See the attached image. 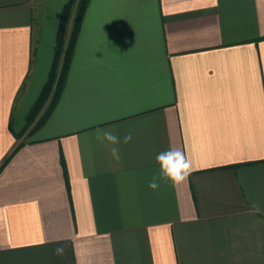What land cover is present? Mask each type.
Returning <instances> with one entry per match:
<instances>
[{
  "label": "crops",
  "instance_id": "1",
  "mask_svg": "<svg viewBox=\"0 0 264 264\" xmlns=\"http://www.w3.org/2000/svg\"><path fill=\"white\" fill-rule=\"evenodd\" d=\"M66 1L0 0V264H264V0H89L28 133Z\"/></svg>",
  "mask_w": 264,
  "mask_h": 264
},
{
  "label": "trees",
  "instance_id": "2",
  "mask_svg": "<svg viewBox=\"0 0 264 264\" xmlns=\"http://www.w3.org/2000/svg\"><path fill=\"white\" fill-rule=\"evenodd\" d=\"M89 0H67L61 10L54 45V59L47 80L25 118V130L32 133L48 118L64 87L68 66L80 24ZM15 148L0 165L8 161Z\"/></svg>",
  "mask_w": 264,
  "mask_h": 264
},
{
  "label": "clouds",
  "instance_id": "3",
  "mask_svg": "<svg viewBox=\"0 0 264 264\" xmlns=\"http://www.w3.org/2000/svg\"><path fill=\"white\" fill-rule=\"evenodd\" d=\"M97 139L109 148L111 157L119 163L121 157L118 145L121 143V138L110 130H103L98 132ZM131 140L132 134L128 133L123 137L122 142L127 144ZM155 160L159 166V174L153 176L148 184L152 190H157L160 187V180L169 182L173 187L179 186L188 180L193 171L192 161L178 148L169 147V149L159 152ZM64 252L63 246L54 250L57 256H63Z\"/></svg>",
  "mask_w": 264,
  "mask_h": 264
}]
</instances>
